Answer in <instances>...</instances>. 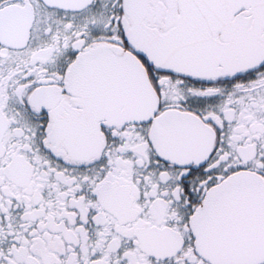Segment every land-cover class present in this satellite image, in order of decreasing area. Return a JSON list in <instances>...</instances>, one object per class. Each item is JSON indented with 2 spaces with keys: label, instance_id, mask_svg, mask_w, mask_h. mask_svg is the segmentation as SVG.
I'll use <instances>...</instances> for the list:
<instances>
[{
  "label": "snow or ice",
  "instance_id": "1",
  "mask_svg": "<svg viewBox=\"0 0 264 264\" xmlns=\"http://www.w3.org/2000/svg\"><path fill=\"white\" fill-rule=\"evenodd\" d=\"M0 264H264V0H0Z\"/></svg>",
  "mask_w": 264,
  "mask_h": 264
}]
</instances>
